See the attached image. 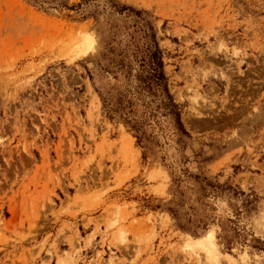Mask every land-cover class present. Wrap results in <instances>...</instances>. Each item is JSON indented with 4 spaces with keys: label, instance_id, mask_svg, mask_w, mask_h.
Wrapping results in <instances>:
<instances>
[{
    "label": "rangeland",
    "instance_id": "374dc122",
    "mask_svg": "<svg viewBox=\"0 0 264 264\" xmlns=\"http://www.w3.org/2000/svg\"><path fill=\"white\" fill-rule=\"evenodd\" d=\"M82 1L0 0V264H264V0H115L187 134L138 145L93 87L130 28Z\"/></svg>",
    "mask_w": 264,
    "mask_h": 264
},
{
    "label": "trees",
    "instance_id": "16d2710c",
    "mask_svg": "<svg viewBox=\"0 0 264 264\" xmlns=\"http://www.w3.org/2000/svg\"><path fill=\"white\" fill-rule=\"evenodd\" d=\"M89 1H82L72 8L89 14L96 22L98 5H91L92 10H89L86 5ZM104 1L109 11L107 16L122 15V27L127 30L128 25L130 31L126 33L128 39L121 48L108 49L106 57L105 54L100 55V60H105L99 68L100 73L109 75L113 80L109 85L93 83L103 109L110 119L116 118L131 132L137 145L145 140L146 129L154 125L159 130L163 123L169 126L171 135L180 142L187 134L169 92L161 51L147 13L120 5L115 0ZM110 29L111 26L107 30Z\"/></svg>",
    "mask_w": 264,
    "mask_h": 264
},
{
    "label": "bare ground",
    "instance_id": "6f19581e",
    "mask_svg": "<svg viewBox=\"0 0 264 264\" xmlns=\"http://www.w3.org/2000/svg\"><path fill=\"white\" fill-rule=\"evenodd\" d=\"M83 52V51H82Z\"/></svg>",
    "mask_w": 264,
    "mask_h": 264
}]
</instances>
